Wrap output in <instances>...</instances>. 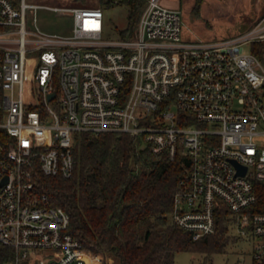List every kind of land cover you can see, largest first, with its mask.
Here are the masks:
<instances>
[{
	"label": "built area",
	"instance_id": "1",
	"mask_svg": "<svg viewBox=\"0 0 264 264\" xmlns=\"http://www.w3.org/2000/svg\"><path fill=\"white\" fill-rule=\"evenodd\" d=\"M40 5L0 0V245L15 251L6 264H105L69 230L70 214L36 194V174L74 173L81 131L128 133L182 157L172 220L198 239L226 206L264 262V212L246 209L264 180V61L245 50L264 41L262 19L227 37H185L181 9L148 0L134 33L111 37L101 6L45 5L73 15L62 34L36 14L27 25Z\"/></svg>",
	"mask_w": 264,
	"mask_h": 264
},
{
	"label": "trees",
	"instance_id": "2",
	"mask_svg": "<svg viewBox=\"0 0 264 264\" xmlns=\"http://www.w3.org/2000/svg\"><path fill=\"white\" fill-rule=\"evenodd\" d=\"M117 1L128 6L127 25L118 33L130 36L147 0L102 3L111 6ZM201 1L193 7L197 16ZM258 43L255 51L264 61V42ZM75 156L71 176L36 174V194L63 207L70 214L69 230L85 248L103 254L106 264H175L181 250L202 253V264H212L210 255L225 251L231 240L228 207L217 211L216 230L198 239L171 218L174 194L186 169L182 157L154 153L128 133L91 131L77 133ZM255 191L257 199L246 209L264 212V180L255 181ZM14 255L12 247L0 245V264Z\"/></svg>",
	"mask_w": 264,
	"mask_h": 264
},
{
	"label": "rangeland",
	"instance_id": "3",
	"mask_svg": "<svg viewBox=\"0 0 264 264\" xmlns=\"http://www.w3.org/2000/svg\"><path fill=\"white\" fill-rule=\"evenodd\" d=\"M19 1L16 0V2ZM27 2L41 4L36 10L28 9L27 25L34 27V15L36 14L40 27L50 32L71 34L74 24L73 15L63 9H54L45 5L60 7L101 6L105 11L106 31L111 37H119L118 29L125 27L128 22V6L118 1L111 6H105L102 0H27ZM163 3L181 9L183 35L185 37L203 36L201 33V30L204 29L203 26L212 35L226 37L247 30L261 19L264 24V0H202L200 15L197 16V12L192 11V17L189 14L193 0L181 2L179 0H163ZM256 44H245V50H255ZM261 141L264 142V136ZM228 230L231 234V240L225 251L210 255L209 259L212 264H254L252 242L245 237L237 238L236 229L232 222L229 223ZM203 258L204 254L202 253L181 250L175 255V264H202ZM109 259L107 261L112 262L113 259L110 257Z\"/></svg>",
	"mask_w": 264,
	"mask_h": 264
},
{
	"label": "crops",
	"instance_id": "4",
	"mask_svg": "<svg viewBox=\"0 0 264 264\" xmlns=\"http://www.w3.org/2000/svg\"><path fill=\"white\" fill-rule=\"evenodd\" d=\"M162 3H163V0H160ZM180 2L183 1V0H179ZM195 1L196 0H193V3H192V6H191V9H190V17H192V11H193V6L195 4ZM165 4V3H164ZM204 29L201 30V33L203 36H198V37H203V38H212V37H217L215 36L214 34L212 35L209 31L206 30L205 26H203ZM207 36V37H206ZM209 36V37H208ZM231 36V35H230ZM197 37V36H196ZM227 37V36H226Z\"/></svg>",
	"mask_w": 264,
	"mask_h": 264
},
{
	"label": "water",
	"instance_id": "5",
	"mask_svg": "<svg viewBox=\"0 0 264 264\" xmlns=\"http://www.w3.org/2000/svg\"><path fill=\"white\" fill-rule=\"evenodd\" d=\"M54 92H52L51 94H50V96L49 97H53L54 96ZM243 172H245V169H244V171Z\"/></svg>",
	"mask_w": 264,
	"mask_h": 264
}]
</instances>
